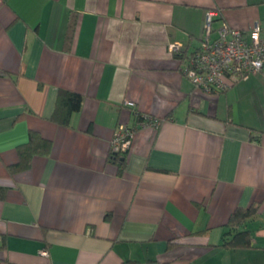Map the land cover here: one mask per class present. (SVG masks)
<instances>
[{
    "label": "crops",
    "instance_id": "0c3cea01",
    "mask_svg": "<svg viewBox=\"0 0 264 264\" xmlns=\"http://www.w3.org/2000/svg\"><path fill=\"white\" fill-rule=\"evenodd\" d=\"M211 9L214 29L264 24V0H0V264H264V74L206 92L183 72ZM60 90L83 96L67 127ZM30 130L52 150L12 173ZM252 203V247H222Z\"/></svg>",
    "mask_w": 264,
    "mask_h": 264
},
{
    "label": "built area",
    "instance_id": "2783aa9c",
    "mask_svg": "<svg viewBox=\"0 0 264 264\" xmlns=\"http://www.w3.org/2000/svg\"><path fill=\"white\" fill-rule=\"evenodd\" d=\"M218 14L214 9L207 11L199 47L188 54L183 68L192 84L206 92L226 91L254 73L264 74V24L255 22L248 33L226 22L214 29ZM171 49L181 52V44L173 43ZM140 124L158 127L159 121L149 118ZM134 135L135 128L121 124L114 132L111 150L128 151ZM40 254L49 257L50 251L44 248Z\"/></svg>",
    "mask_w": 264,
    "mask_h": 264
},
{
    "label": "trees",
    "instance_id": "16d2710c",
    "mask_svg": "<svg viewBox=\"0 0 264 264\" xmlns=\"http://www.w3.org/2000/svg\"><path fill=\"white\" fill-rule=\"evenodd\" d=\"M199 47V46H198ZM182 54L183 51L181 50ZM180 54V52H178ZM184 56V55H183ZM182 56V57H183ZM83 103V96L80 93L70 90H60L51 121L61 125L70 126L73 115L80 111ZM136 122L140 123L149 119L140 112L135 113ZM132 126L131 128H134ZM259 140L260 136H252ZM53 147L52 140L45 138L36 130L29 131V138L26 142L17 146L19 160L15 164L8 165L10 172H21L28 170L35 156L49 155ZM126 152H114L108 154V161L118 166V173L123 174L127 163ZM1 159V156H0ZM7 188L0 186V199L5 198ZM259 204L252 203L248 207H237L230 215L227 222V230L223 235L221 246L233 249H245L252 247V234L246 224L259 212Z\"/></svg>",
    "mask_w": 264,
    "mask_h": 264
}]
</instances>
